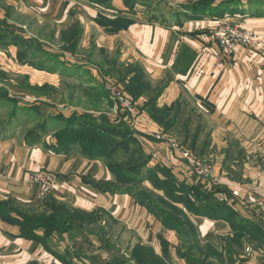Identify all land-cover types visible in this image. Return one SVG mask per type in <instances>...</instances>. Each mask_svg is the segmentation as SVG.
<instances>
[{
  "label": "crops",
  "instance_id": "0c3cea01",
  "mask_svg": "<svg viewBox=\"0 0 264 264\" xmlns=\"http://www.w3.org/2000/svg\"><path fill=\"white\" fill-rule=\"evenodd\" d=\"M34 1L40 3L36 7L41 12L48 11L68 21L77 17L83 26L86 22L77 10L82 7L81 11L91 18L97 12L95 7L83 5L84 0ZM184 1L187 0L172 2ZM181 12L183 9L173 16L164 13L159 21L152 23L134 20L128 29L118 34L123 37L126 47L121 61H135L141 66L138 67L144 73L143 79L152 88L162 87L156 100L157 107L179 102L180 113L194 111V123L181 120L187 127L186 138L194 142L196 154L207 152L213 158L219 183H210L195 176L194 182L201 183L208 190L213 188L211 185L221 187L222 191L217 196L240 218L258 223L264 232V214L255 203L256 200H264V158L257 151L258 144L264 142V39L260 51L242 49L231 63V58L225 60L218 55L219 48L207 30L201 29L203 25L213 26L212 21L206 17L193 20ZM237 16L247 21L240 12L222 19L225 21L228 17ZM258 16L264 17V13ZM170 17H176L171 25L168 24ZM97 27L102 32L101 27ZM250 27L258 30L264 38L263 26ZM239 59L246 63L241 65L244 73L238 70L234 73L238 67L241 68ZM186 95L190 96L193 105ZM139 118L136 124L141 121ZM147 121L150 128H158L150 115ZM203 128H207L205 134ZM134 135L145 153L150 155L149 166L163 164L170 167L178 178L179 171L192 175L182 162L179 150L167 147V134L162 143ZM41 167L53 171L66 189H58L43 201H38L35 187L29 183L28 177ZM232 167L238 169L237 178L232 175ZM111 175L103 164V158H87L78 147L58 152L41 139L30 143L21 142L14 136L0 137V202L9 203L3 209H10L12 215L17 212L50 213L52 206L62 204L69 210L84 211L91 218L82 227L79 220H74L76 227L51 233L41 241L21 236L18 225L0 216V264H151L153 260L149 255L145 256L144 250L137 251V262L131 258L136 245L151 250L164 264H194L188 261V256L179 254L184 252L180 233L164 227L153 213L136 201L133 194L104 191L95 184L103 182V178L110 180ZM185 180L190 182L191 179ZM143 185L147 187L150 183L143 182ZM158 193L162 194L161 191ZM137 212L141 215L134 223ZM189 219L200 240L209 239L205 240L206 243L213 244L221 239V251L224 249L225 238L232 232L225 219L193 214ZM36 232L43 236V228ZM120 240L123 244L119 243ZM190 252L194 258V245Z\"/></svg>",
  "mask_w": 264,
  "mask_h": 264
},
{
  "label": "rangeland",
  "instance_id": "374dc122",
  "mask_svg": "<svg viewBox=\"0 0 264 264\" xmlns=\"http://www.w3.org/2000/svg\"><path fill=\"white\" fill-rule=\"evenodd\" d=\"M84 1L85 4L83 3V5L97 9L96 15L92 18L85 11H81L83 10L82 7L81 10L76 9L78 15H81L83 21L86 22L85 26L77 17H72L68 21L67 19L62 20L60 15L55 16L49 14L48 11L41 12L36 7L40 3L34 0H0V36H3V38L0 37V137L14 136L21 142H31L34 138L36 140L41 139L48 146L53 145L56 147L59 144V137L56 132L68 125L67 119L90 113L99 122L101 115L104 114L110 122L115 124L124 122L134 134L140 135L151 142L162 143L167 134L168 136L165 138L167 147L169 150H179L182 162L185 163L192 174L189 175L187 171L188 174L185 175V172L179 171V178H183L181 180L186 182L185 178L191 179L190 182L186 183L194 184L195 176L210 183H219L218 176L214 172L213 158L207 152L196 154L193 149L194 142H191L188 137L186 138V128L182 125L183 121L181 120L186 119L185 123H194V111L191 112L192 110H190L185 114L179 112L178 117L175 118L176 124L172 128L164 130L165 126L162 127L158 123V128H150V123L147 121L150 112L145 111L143 106L161 88H152L150 83L143 79L144 73L138 76L140 72L137 71V68L141 66L135 61H121L126 47L123 37L118 34L128 29L134 20L157 22L164 16V13L173 16L181 9L187 13L184 17H191L194 14L186 6L190 1L197 0L176 3L172 2L174 0H111L103 3H93L90 0ZM227 1L229 4L231 0ZM169 2L172 3L169 4ZM230 4L240 5V8H237L236 11H239L242 16L245 15L248 22L242 21L243 17L237 16L225 18L229 21L228 23L239 29L254 30L258 33V30L250 29V26L261 25L264 27V17L258 16L264 13V0H234ZM227 6L229 5L225 7L230 10V7ZM70 11L73 13L74 10L71 9ZM255 12L256 16L250 15ZM99 14L107 19L125 17L131 19L132 23L126 28L111 30L113 28L111 27L108 30L97 21ZM175 18L170 17L171 22L168 24L171 25ZM222 18L206 17L205 19L212 21L213 26L209 24L208 26L203 25L204 27L201 28L202 25H199L198 28L206 29L208 36L219 48L218 55L224 59L231 58L229 61L233 63V57L238 55L242 49L234 56L228 57L222 48L218 46L216 33L223 25L224 19ZM190 19L199 20L202 18ZM95 24L101 27L102 32ZM69 28L74 29V36L77 39L76 45L72 48L68 47L73 41V39L67 38V35L71 33ZM263 39L261 37V41L256 47L243 48L245 50L242 51H260L263 48L261 44ZM100 43L101 46L98 45ZM239 63V66L246 64L242 59L238 60ZM241 68L238 67L234 70V73L237 70L244 73V68ZM201 73L200 69L199 74ZM134 76L142 78L143 83H146L145 88L143 87V93L137 98L126 88V84L132 82ZM31 86H37L38 89L33 90L30 88ZM3 91H6V93L3 94ZM186 96L189 103L193 105L190 96ZM120 97L124 99V104L126 101L128 102L129 107H132V111L128 109L127 105L125 107L122 105ZM177 109L175 106L172 107L166 118H173ZM12 113H14L13 118H11ZM138 118L141 121L138 120L136 124ZM207 128L202 129L203 134L206 133ZM189 129L194 130V127ZM203 138L204 135L201 140ZM85 140L87 141V139ZM186 140L187 142H185ZM78 143L75 142L72 145L79 149L82 148V146L79 147L80 144ZM182 145L186 148H183ZM258 145V147L263 148L260 155L264 158V142ZM199 146L201 147V145ZM184 150L194 158L204 161L212 169L214 177H198L194 173V163L191 162L190 164L187 159L182 157V151ZM125 156L126 154L120 151L115 155V158L117 161H123ZM103 164L111 174L108 161L105 158ZM237 170V167H232V175L236 178ZM36 171L53 174L58 181V187L50 190L43 198H38L36 187L29 179L30 175ZM36 171L29 174L28 181L35 187V197L38 201H43L50 194L57 192L58 189H66L62 183H59L58 177L53 171L43 167ZM114 179L115 177L111 175L110 180L114 181ZM101 181L107 183L109 180L103 178ZM198 181L204 182L203 180ZM144 182L149 184L147 181ZM211 186L215 187V185ZM137 187L149 191L150 185L146 187L142 183L141 185L138 184ZM153 196L155 200L160 197L154 194ZM256 207L264 214L259 206ZM140 215L141 212L135 214L134 223ZM192 227H190V223L183 225V229L190 237V247L186 249V245H184V252L188 250L190 252L191 246L195 243L194 256L204 259L201 264H264V247L250 242L249 236L243 238L242 248L236 249L237 251H235L231 260L221 255L222 261H219L221 258L211 251L210 255L207 256V243L205 240L209 241V239L200 240L197 237L198 241H194L193 224ZM188 228L191 230L188 231ZM124 235L128 234L125 233ZM119 243L123 244V241L120 240ZM214 244L216 245V252L223 254V250L221 251L223 241L219 239ZM121 246L125 247L124 245ZM199 247L201 250L198 249Z\"/></svg>",
  "mask_w": 264,
  "mask_h": 264
},
{
  "label": "trees",
  "instance_id": "16d2710c",
  "mask_svg": "<svg viewBox=\"0 0 264 264\" xmlns=\"http://www.w3.org/2000/svg\"><path fill=\"white\" fill-rule=\"evenodd\" d=\"M90 1L93 3H103L111 0ZM232 1L234 0H231L230 3ZM230 3L228 4L227 0H197L194 2L190 1L186 8L194 14V16L189 18H219L239 13L236 9L240 8V5ZM226 5H229L227 7H230V10L225 7ZM185 12L186 11H183L181 14H187ZM198 14L203 15L198 16ZM253 14H256V12ZM97 21L108 28V30L111 27H113L111 30L126 28L132 23L131 19L125 17L107 19L100 14ZM69 29L71 33L67 35V38L73 39V41L68 47L72 48L76 45L77 39L74 36V29ZM0 37L3 38V36ZM13 37L16 38L18 36ZM137 71L140 72L138 76H141V69L137 68ZM132 78L134 80L128 82L126 88L137 98L143 93V87L145 88L146 83H143L144 80H142V78H137L136 76ZM30 88L33 90L38 89L37 86H31ZM160 88L158 93H156L143 108L145 111L150 112V117L156 123L161 124L162 127L165 126L164 130H166L167 128L169 129L175 126V118L178 117V113L180 112V103L175 102L170 106L157 107L156 100L162 90V87ZM2 93L5 94L6 91ZM174 106L178 108L174 117L167 119L166 116H168V113ZM13 116L14 113L11 114V118H13ZM93 117L92 114L87 113L81 117L73 116L67 119L66 122L68 125L56 132L59 137V144H57L56 147L49 145L50 148H55L54 150L56 151H65L74 147L72 144L75 142L78 143L77 141H79V147L82 146L80 152L85 157L92 159L105 158L108 161L109 169L115 179L114 181L109 180L107 183L101 182L95 184L104 191H124L133 194L136 201L153 213L164 227L175 229L180 233L184 251V245H186V249L190 247V237H188L187 232L183 229V225L186 223H190V227H192L189 219L190 214L211 219L223 218L230 224L232 234L225 238L224 253H217L215 250L216 245L214 243H207V256L210 255L211 251L220 258L222 255L231 260L235 251H237L236 249L242 248V241L245 236H249L250 242L255 245L264 247V232L261 226L253 221L240 218L235 210L220 199L217 195L218 192L222 191L221 187H213L208 190L199 182L188 184L184 180H179L171 168L163 164L149 166L148 162L150 160V155L145 153L133 131L126 126L124 122L112 123L104 114L101 115V120H99V122ZM85 139H87V141ZM32 141L30 143H35L37 140L34 138ZM120 151L126 154L123 161H117L115 158V155ZM144 181L150 183V188H148L149 191H144L137 187L138 184L141 185ZM158 191H161L162 195L155 194L158 193ZM153 194L160 196L158 200L154 199ZM6 206H9L8 202H0L1 218L18 225L20 235L33 240L42 241L51 233L63 232L72 227H76L74 220L80 221V227L83 226L84 222L91 221L90 215L85 214L84 211L79 209L69 210L62 204L52 206V211L50 213L46 211L33 214L17 212L16 215H12L10 209H3ZM39 228H43V236L37 234L36 231ZM189 230L191 229L188 228V231ZM194 241H198L195 227ZM195 246L194 243V247ZM198 249L201 250L200 247ZM138 250H144V252H146L145 256H150L153 260L150 262L151 264H164V261L155 256L151 250L139 245L135 246L131 256L136 262L138 261L136 254ZM181 255L188 256V261L194 264H201L204 262L203 258L195 256L193 258L189 250ZM219 261H222V258ZM115 264L121 263L116 262Z\"/></svg>",
  "mask_w": 264,
  "mask_h": 264
},
{
  "label": "built area",
  "instance_id": "2783aa9c",
  "mask_svg": "<svg viewBox=\"0 0 264 264\" xmlns=\"http://www.w3.org/2000/svg\"><path fill=\"white\" fill-rule=\"evenodd\" d=\"M228 20L222 22L223 25L216 33V40L219 47L222 48L226 56H234L243 48H254L260 41L261 36L254 30L239 29L233 24L228 23ZM124 99L120 97L122 105L129 107L128 102L124 104ZM127 100V99H126ZM132 111V107L128 108ZM257 151L261 153L263 148L258 147ZM182 157L187 159L189 163H194V173L198 177L213 178L212 169L205 164L204 161L198 160L189 155L185 150L182 151ZM30 181L37 190L38 198H43L50 190L58 187V181L53 174L36 171L29 177ZM256 205L264 212V201H255Z\"/></svg>",
  "mask_w": 264,
  "mask_h": 264
}]
</instances>
